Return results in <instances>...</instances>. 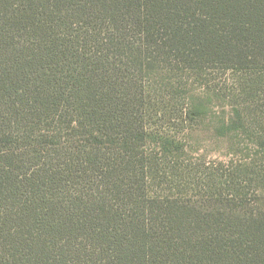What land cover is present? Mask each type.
Returning a JSON list of instances; mask_svg holds the SVG:
<instances>
[{
  "label": "trees",
  "instance_id": "obj_1",
  "mask_svg": "<svg viewBox=\"0 0 264 264\" xmlns=\"http://www.w3.org/2000/svg\"><path fill=\"white\" fill-rule=\"evenodd\" d=\"M259 57L264 0H0V264H264L234 173L214 209L150 190L176 145L149 137L145 89Z\"/></svg>",
  "mask_w": 264,
  "mask_h": 264
},
{
  "label": "rangeland",
  "instance_id": "obj_2",
  "mask_svg": "<svg viewBox=\"0 0 264 264\" xmlns=\"http://www.w3.org/2000/svg\"><path fill=\"white\" fill-rule=\"evenodd\" d=\"M263 58H255L246 69H149L145 89H158L162 99L147 119L149 137L169 138L176 145V158L166 162L160 156L162 174L151 183L152 192L181 195L191 205L214 209L222 205L209 196V183L216 179L225 189L224 176L234 173L247 194L234 203L264 212ZM247 84L256 89L250 96L243 92ZM148 147L160 150L155 142ZM173 166L178 176L170 170Z\"/></svg>",
  "mask_w": 264,
  "mask_h": 264
}]
</instances>
